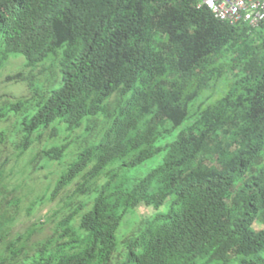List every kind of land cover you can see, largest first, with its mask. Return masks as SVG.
<instances>
[{
    "label": "trees",
    "instance_id": "16d2710c",
    "mask_svg": "<svg viewBox=\"0 0 264 264\" xmlns=\"http://www.w3.org/2000/svg\"><path fill=\"white\" fill-rule=\"evenodd\" d=\"M193 3L0 0V47L5 54L18 53L32 64L62 48L61 84L24 121L26 134L55 119L75 126L82 117L95 114L116 90L129 94L103 140L79 153L56 182L54 192L91 162L89 172L97 175L131 153L135 155L127 167L160 152L161 147L150 151L143 146L153 141L156 124L178 101L162 79L165 65L184 80L205 58L234 39L239 28L254 29L217 20L208 9H196ZM242 65L243 75L215 106L204 111L207 116L181 130L166 146L159 166L128 192L103 189L97 194L93 206L80 217L79 229L85 233L80 249H66L69 243L53 248L44 243L28 255L19 247L22 237H18L1 251L0 264H108L121 221L115 202L159 207L169 195L175 198L168 211L147 223L131 241L125 264H195L200 259L229 264L234 255L246 258L238 264H264V166L247 173L264 147V57L247 55ZM149 102L159 110L146 120L143 131L129 134L138 111ZM230 124L236 126L228 127L237 134L234 148L219 147L214 162L194 166L197 154L209 142L219 143L220 133ZM59 152L53 150L54 155ZM154 179L161 181L155 190L151 188ZM239 179L229 203V192ZM259 216L263 227L256 230L252 225ZM72 218L69 214L61 221L68 234H74L69 228ZM70 237L71 242L77 241Z\"/></svg>",
    "mask_w": 264,
    "mask_h": 264
},
{
    "label": "rangeland",
    "instance_id": "374dc122",
    "mask_svg": "<svg viewBox=\"0 0 264 264\" xmlns=\"http://www.w3.org/2000/svg\"><path fill=\"white\" fill-rule=\"evenodd\" d=\"M247 55L264 57V24L254 29L239 28L234 39L205 58L195 72L184 80L165 65L162 79L169 93L178 96V101L165 110L163 120L156 124L153 141L143 146L150 151L158 147L162 150L136 166L127 167L135 155L131 153L123 160L108 164L97 175L89 172L91 162L54 192L56 182L79 153L103 140L129 94L116 90L98 105L95 114L82 117L75 126L70 127L64 120L55 119L48 126H40L26 134L24 121L30 119L50 92L61 84L62 48L54 49L42 60L31 64L18 53L5 54L0 47V253L7 243L18 237H22L18 241L19 247L28 255H32L44 243L49 244V248L69 243L66 249H80L85 236L79 229L80 217L93 206L97 194L103 189H106V193L128 192L133 184L159 166L167 153L166 146L176 139L181 130L200 117L207 116L204 111L215 106L243 75L242 62ZM146 105L138 111L129 134L143 131L146 120L159 110V106L152 102ZM176 116L179 117L177 123L173 121ZM225 127L220 133V142H209L206 150L195 157L194 166L214 162L219 147L228 150L234 148L237 134L228 127L236 126L230 124ZM54 149L60 152L54 155ZM262 166L264 147L247 173ZM240 183L241 179L233 183L228 195L229 203H232L231 199ZM160 186V179H154L151 188L155 190ZM174 198L169 195L159 207L143 203L129 207L115 202V210L121 216V221L115 233V250L108 264H125L131 241L136 239L147 223L165 214ZM69 214H73L69 228L74 234L66 233V226L61 225ZM252 227L256 230L263 227L262 216L257 217ZM71 235L77 241L71 242ZM244 260L246 258L241 255H234L229 264ZM195 264L210 263L200 259Z\"/></svg>",
    "mask_w": 264,
    "mask_h": 264
},
{
    "label": "built area",
    "instance_id": "2783aa9c",
    "mask_svg": "<svg viewBox=\"0 0 264 264\" xmlns=\"http://www.w3.org/2000/svg\"><path fill=\"white\" fill-rule=\"evenodd\" d=\"M196 9L206 8L217 20L252 28L264 22V0H194Z\"/></svg>",
    "mask_w": 264,
    "mask_h": 264
}]
</instances>
